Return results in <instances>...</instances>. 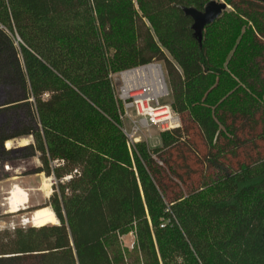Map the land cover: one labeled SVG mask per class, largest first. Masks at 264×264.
<instances>
[{"label": "trees", "instance_id": "obj_1", "mask_svg": "<svg viewBox=\"0 0 264 264\" xmlns=\"http://www.w3.org/2000/svg\"><path fill=\"white\" fill-rule=\"evenodd\" d=\"M209 1L0 0V165L37 156L57 219L0 229V264H264V3L199 41ZM152 61L180 125L130 145L114 75Z\"/></svg>", "mask_w": 264, "mask_h": 264}, {"label": "built area", "instance_id": "obj_2", "mask_svg": "<svg viewBox=\"0 0 264 264\" xmlns=\"http://www.w3.org/2000/svg\"><path fill=\"white\" fill-rule=\"evenodd\" d=\"M114 77L118 99L125 111L123 123L126 119L133 123L131 130L123 128L130 145L141 140L138 134L143 128L156 126L163 131L180 125V117L169 101L170 86L162 62L152 61L126 68L115 73ZM133 114L138 121L132 120Z\"/></svg>", "mask_w": 264, "mask_h": 264}, {"label": "rangeland", "instance_id": "obj_3", "mask_svg": "<svg viewBox=\"0 0 264 264\" xmlns=\"http://www.w3.org/2000/svg\"><path fill=\"white\" fill-rule=\"evenodd\" d=\"M218 1L223 2L225 0H218ZM168 82H169V77H168ZM169 86H170V83H169ZM170 93H172L171 87H170ZM171 100H172V95L170 94L169 101L171 102ZM132 117H133L132 120L135 119V121H138L135 114H133ZM124 127L127 128L128 130H131L133 128V123L131 121H129L128 119H126L124 121ZM160 131L161 130L156 126H152L149 128H143L140 131V133L138 134V137H139V139H141L140 141H147L149 143V145H151L153 147L158 146L159 145V138H160V136H159ZM31 140L32 139L30 137L18 138V139L11 141V146H14V147L20 146L21 147ZM23 161L24 162L22 163V165H23L24 169L28 170L25 173L28 175L31 174V171L33 170V167H34V163H33L34 159L26 158V159H23ZM6 164L8 165L10 163L7 162L5 164L0 165V178L3 175V173H5V171H6L5 170V167L7 166ZM45 180H46V178H43L41 180L38 179L36 183L41 188V186ZM10 182L11 181H8V180L5 181V189H0V229H2V230L3 229H11L12 230V229L19 227V226L26 227L29 225H33V223L30 221V219L33 215L34 210H36L37 207L43 205L45 203V199L48 200L49 198L45 196L43 191L39 192L40 194L38 196H31L30 195L31 201H30L29 206L25 205L23 207H20L21 210L19 209L18 211H16V213H8L7 212L8 208H9L8 207V203H9L8 198L10 197V192L14 188L12 185H10ZM49 182H50L51 188H52L53 179L50 180ZM52 191H53V189H52ZM37 204H39V205H37ZM52 223H57V220L52 222ZM134 239H135V237L132 233L122 237L123 244L129 248H132L133 243H134Z\"/></svg>", "mask_w": 264, "mask_h": 264}, {"label": "crops", "instance_id": "obj_4", "mask_svg": "<svg viewBox=\"0 0 264 264\" xmlns=\"http://www.w3.org/2000/svg\"><path fill=\"white\" fill-rule=\"evenodd\" d=\"M18 139V138H16ZM15 140V139H13ZM13 140H10L13 141ZM31 141H29L28 143H30ZM28 143H26L25 145H27ZM159 144H160V138H159ZM24 146V145H23ZM6 147H7V143H6ZM14 146H10L7 148H11ZM28 159H34L33 163H34V167L33 170L35 168H37L40 165V160L37 156L28 158ZM9 169H5V173H3V175L0 178V189H5V181H11L10 185H12L13 187L15 186H19L21 187L23 190L27 191L29 194V201L26 204V206H29L31 198V196H38L41 192L39 185L36 183L38 179H50L52 180L51 177H46V175L44 173H31V174H26L25 172L28 171L27 169H24L22 163L24 162L23 159H19V160H12V161H7ZM5 162V163H7ZM4 163V164H5ZM7 165V164H6ZM30 170V169H29ZM31 171V170H30ZM41 196V195H40ZM42 198V197H41ZM49 198V197H48ZM47 202V200L45 199V203ZM44 203V204H45ZM39 205V204H37ZM8 213H16V212H11L10 211V204L8 203ZM21 210V209H20ZM35 211V210H34Z\"/></svg>", "mask_w": 264, "mask_h": 264}, {"label": "bare ground", "instance_id": "obj_5", "mask_svg": "<svg viewBox=\"0 0 264 264\" xmlns=\"http://www.w3.org/2000/svg\"><path fill=\"white\" fill-rule=\"evenodd\" d=\"M11 146V142H7V147ZM50 179H46L42 184L40 190L44 192L46 197H49L52 193V188L50 184ZM10 204V211L16 212L20 207L25 206L29 201V194L27 191L23 190L19 186H15L10 192V197L8 198ZM56 216L50 207H44L33 212L30 221L34 226L40 227L45 224L52 223L56 221Z\"/></svg>", "mask_w": 264, "mask_h": 264}, {"label": "water", "instance_id": "obj_6", "mask_svg": "<svg viewBox=\"0 0 264 264\" xmlns=\"http://www.w3.org/2000/svg\"><path fill=\"white\" fill-rule=\"evenodd\" d=\"M258 1L264 3V0ZM228 8L229 5L225 1L211 0L205 4L203 10L195 7H184L183 10L187 16L192 18V30L201 41L205 27L214 23Z\"/></svg>", "mask_w": 264, "mask_h": 264}]
</instances>
